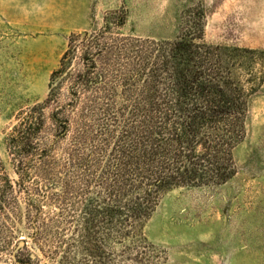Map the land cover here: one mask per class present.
<instances>
[{
  "label": "trees",
  "instance_id": "obj_1",
  "mask_svg": "<svg viewBox=\"0 0 264 264\" xmlns=\"http://www.w3.org/2000/svg\"><path fill=\"white\" fill-rule=\"evenodd\" d=\"M105 18L70 36L47 97L6 137L20 188L0 174V220L20 215L6 219L19 228L0 231V253L25 236L23 247L31 240L43 264H155L144 227L163 193L224 183L237 171L234 149L263 77L259 51L195 37L120 44L111 29L125 24V13ZM124 56L113 76L106 65ZM116 80L129 88L119 91ZM58 166L63 178L52 175ZM31 173L60 188L28 187ZM43 202L55 212L43 215Z\"/></svg>",
  "mask_w": 264,
  "mask_h": 264
},
{
  "label": "rangeland",
  "instance_id": "obj_2",
  "mask_svg": "<svg viewBox=\"0 0 264 264\" xmlns=\"http://www.w3.org/2000/svg\"><path fill=\"white\" fill-rule=\"evenodd\" d=\"M115 10L126 16L123 26L111 29L120 44L130 40L147 47V39L195 37L230 50L259 51L255 66L263 77L250 100L246 135L234 149L235 175L224 183L163 193L144 235L157 247L155 264H264V0H0V174L20 188L8 133L23 111L47 97L51 72L70 36L101 28ZM126 61V56L114 57L106 68L114 76ZM115 83L119 91L129 88L123 80ZM59 168L52 175L63 178ZM36 183L49 192L60 188L37 175L27 186ZM42 207L43 215L56 210L51 202ZM8 216L18 217L5 213L0 231L10 227ZM14 251H2L0 264L47 262L31 240L18 254Z\"/></svg>",
  "mask_w": 264,
  "mask_h": 264
},
{
  "label": "water",
  "instance_id": "obj_3",
  "mask_svg": "<svg viewBox=\"0 0 264 264\" xmlns=\"http://www.w3.org/2000/svg\"><path fill=\"white\" fill-rule=\"evenodd\" d=\"M25 244H26V241H25V239L22 237V238L19 240L18 245L16 246L14 253H16V252H17L21 247H23Z\"/></svg>",
  "mask_w": 264,
  "mask_h": 264
}]
</instances>
